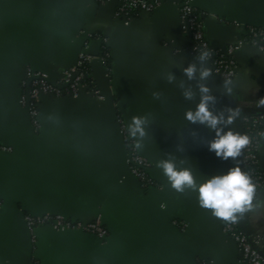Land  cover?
<instances>
[{"label": "crops", "instance_id": "crops-1", "mask_svg": "<svg viewBox=\"0 0 264 264\" xmlns=\"http://www.w3.org/2000/svg\"><path fill=\"white\" fill-rule=\"evenodd\" d=\"M159 9L133 17L128 23L113 18V2L93 0H0V142L14 146L0 153V264H181L162 232L128 200L109 193L94 176L119 178L124 173L123 143L115 128L119 111L128 126L133 116L144 117V135L137 133L139 150L147 155L150 171L159 183L150 192L152 206L180 223L190 255L209 264H239L234 242L223 232L226 221L199 206L197 193L171 188L157 162L172 159L192 170L196 183L236 166L210 152L214 130L184 118L195 109L199 62L188 49L189 39L175 4L160 0ZM204 15V30L213 46L235 41L242 24L264 17V0H196ZM108 38L113 60L109 73L94 66L96 84L104 96L79 98L64 94L45 99L39 108V142L55 153L48 157L15 138L22 130L24 109L16 103L17 83L28 68L58 79L80 50L81 31L91 29ZM97 53L99 43L88 48ZM197 63V76L188 80L182 68ZM236 76L225 84L211 74L206 83L215 104L213 112L238 108L239 115L224 126L242 134L240 117L264 112V51L244 44L237 54ZM209 65V62H208ZM174 75L172 82L168 73ZM183 85V86H182ZM191 87L193 96L183 91ZM258 152L264 172V136ZM127 186L133 187L129 182ZM259 206L236 222L251 236L264 232V193L254 196ZM59 213L82 221L99 216L108 227L103 241L68 229L38 226L31 254L25 230L16 212ZM239 216V214H237ZM176 220V221H175ZM33 264V263H31Z\"/></svg>", "mask_w": 264, "mask_h": 264}, {"label": "built area", "instance_id": "built-area-1", "mask_svg": "<svg viewBox=\"0 0 264 264\" xmlns=\"http://www.w3.org/2000/svg\"><path fill=\"white\" fill-rule=\"evenodd\" d=\"M98 5L106 2H113V18L128 23L133 17L143 13H149L159 9L162 5L160 0H93ZM180 22L184 29L189 30L190 42L188 49L198 55L200 51H209V67L211 74L223 82L231 81L237 74V54L244 44H250L258 50L264 51V28L250 24H242L238 38L232 43L223 47L213 46L206 37L204 30V15L197 9L196 0H180L175 4ZM186 24V25H185ZM81 49L74 63L63 71L58 79H50L46 74L35 69L28 68L26 75L20 82L18 103L25 107L26 95L25 86L29 81L28 89V117L33 132L38 135L40 129L39 106L43 99L61 97L62 89L73 98H79L82 93L94 95L97 99L103 100L99 88L89 90V81H96L94 66L99 65L106 74L109 69L105 68L104 59L110 52H105L108 47V38L101 32L84 29L81 32ZM245 35L251 40L246 41ZM93 41L99 43L97 53H91L88 49ZM24 87V92L22 91ZM242 134L249 137V144L241 151L240 168L247 172L256 186V194L264 193V172L259 166L258 152L264 136V112L245 113L240 117ZM117 135L123 142L124 160L128 166L129 173L139 182L141 188L149 190L152 175L149 172L150 162L145 154L139 151L133 136L128 133V125L121 112L115 114ZM0 151L12 152L10 145L0 144ZM137 167L143 168L140 171ZM145 174L146 177L145 178ZM145 186V188H144ZM4 201L0 200V210ZM23 219L30 233L31 243L36 240V228L38 226L51 227L56 231L68 229L78 230L83 234L91 236L96 240L103 241L108 236V229L99 216L89 221H82L79 218H66L61 214L42 213L34 214L23 211ZM175 223V222H174ZM176 224V223H175ZM223 232L234 242L238 250L239 264H264V232L258 235H249L241 231L237 222L226 221L222 228ZM33 264H38L36 261ZM208 263V262H207ZM205 264V262H200ZM209 264V263H208Z\"/></svg>", "mask_w": 264, "mask_h": 264}, {"label": "clouds", "instance_id": "clouds-1", "mask_svg": "<svg viewBox=\"0 0 264 264\" xmlns=\"http://www.w3.org/2000/svg\"><path fill=\"white\" fill-rule=\"evenodd\" d=\"M209 51L202 50L196 56L195 61L199 62V71L196 62H190L182 68V71L188 80H193L197 76V87L200 99L195 109L186 110L184 118L190 123H199L214 130V137L208 141L207 147L210 152L223 159L229 157L235 162L241 155L242 149L249 144V137L230 128L224 130V126L231 125L239 115L238 108L226 107L219 112H213L210 104H215L216 96L212 94L206 81L211 76V70L208 65ZM174 75L169 72L167 80L172 82ZM225 91L231 93L228 86L230 81L225 80ZM183 86V85H182ZM185 99H191L193 91L191 87L183 91ZM264 102V101H262ZM144 117L133 116L128 126L130 136L139 133L144 135ZM157 167L161 168L166 176L170 186L178 193H183L186 188H191L197 193V202L200 207L207 209L210 213L224 221L236 222L246 211L259 206L253 204L256 195V186L251 177L243 171L238 164L228 168L221 174L212 175L204 179L199 184L196 183L192 170L187 167H177L172 159H165L157 162ZM239 214V216L237 215Z\"/></svg>", "mask_w": 264, "mask_h": 264}, {"label": "water", "instance_id": "water-1", "mask_svg": "<svg viewBox=\"0 0 264 264\" xmlns=\"http://www.w3.org/2000/svg\"><path fill=\"white\" fill-rule=\"evenodd\" d=\"M245 24H250V25L259 26V27L264 28V17L258 18L256 20H250V21L246 22ZM89 30H92V28ZM185 31H186L187 37L190 41V33H189V30L187 29V27H186ZM80 41H81V37H80ZM80 49H81V43H80ZM22 79H20L19 82L17 83V90H16V103L20 107H22V106L18 103V95H19V92L21 90L20 89V82ZM50 79H53V78H50ZM28 89H29V81L27 82V84L25 86L26 105H25V107H23L25 115H24L23 122L21 124L23 129L22 130L15 129L12 132H13L15 138H17L19 141L23 142L25 145H27L31 149L35 150L36 152L43 154L45 156H48V157H55L56 155L53 151L46 148L43 144H41L39 142L40 130L38 132V135H36L33 132V128L29 124L28 103H27L28 102ZM46 99H48V98H46ZM49 99H52V98H49ZM43 100H45V99H43ZM42 101H41V103H42ZM41 103H40V105H41ZM39 108H40V106H39ZM38 117H39V114H38ZM115 128L117 131L116 123H115ZM135 142H136L137 148L139 149V146H138L136 139H135ZM0 144L10 145L13 147V151H14V146L12 144L3 143V142H0ZM13 151L10 153L0 151V153L12 154ZM259 152H260V150H259ZM240 163H241V161L239 162V167H240ZM123 165H124V173H122L119 178L111 179V178L102 177V176H94V177L98 181V183L103 188H105L109 193L115 194L117 196H120V197L130 201L139 210V212H141L151 222H153V224H155V226L168 239V241L170 242V244H171V246H172V248H173V250H174V252H175L176 256L178 257L181 264H196V260L193 259V257L190 255L188 248H187V246L183 240V237L181 235V231H180L179 227L177 226V224H175L172 220H168L166 217H164L150 203L149 196H150V192L153 190V188H150L149 190H145V189L141 188L137 179L129 173L128 166L124 160V154H123ZM149 172L151 173L150 168H149ZM151 175L153 178H155V176L152 173H151ZM129 182L133 185V187H129L126 185V183H129ZM0 200H2V199H0ZM14 206H15L16 212L20 215V219H21V222L23 224L26 239H27V249H28V252L31 254L33 244L31 243L30 233H29V230L27 229L25 221L23 219V211H26V210L19 208L16 204H14ZM34 214H42V213H34ZM53 214H55V213H53ZM56 214H59V213H56ZM64 217L69 218L67 216H64ZM71 218L74 219L76 217H71ZM106 227H107V225H106ZM107 229H108V227H107ZM31 261L32 260H29L30 264L32 263Z\"/></svg>", "mask_w": 264, "mask_h": 264}, {"label": "trees", "instance_id": "trees-1", "mask_svg": "<svg viewBox=\"0 0 264 264\" xmlns=\"http://www.w3.org/2000/svg\"><path fill=\"white\" fill-rule=\"evenodd\" d=\"M116 1V0H115ZM245 40L246 41H249L251 40V38L249 37V35H245ZM105 52H110L109 48H105L104 49ZM112 65H113V60H112V57L110 55V53L105 56V59H104V67L111 70L112 68ZM94 88H98L97 84H96V81H89V84H88V89L91 90V89H94ZM22 91L24 92V87H22ZM67 91L65 88L62 89V94H66ZM140 171H143V168L141 167H137ZM145 178L146 177V174H145ZM159 185V183L156 181L155 178H152L151 180V186H154V187H157ZM145 188V186H144ZM176 221V220H175ZM177 224L178 227H180V223L178 221L175 222ZM200 262H205V264H208L207 261H203V260H196V264H200Z\"/></svg>", "mask_w": 264, "mask_h": 264}]
</instances>
